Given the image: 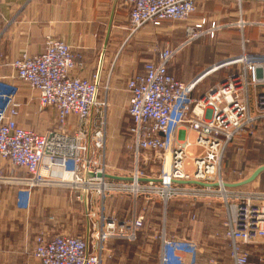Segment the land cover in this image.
<instances>
[{
	"label": "built area",
	"instance_id": "1",
	"mask_svg": "<svg viewBox=\"0 0 264 264\" xmlns=\"http://www.w3.org/2000/svg\"><path fill=\"white\" fill-rule=\"evenodd\" d=\"M119 1L129 12L131 34L147 25L187 22L183 43L158 49L156 58L145 63L144 72L126 82L132 120L129 148L137 164L141 159L146 161L143 156L147 153L163 160L158 182H142L141 186L138 172L132 185L104 177L109 174L106 148L110 80L104 86L99 78L71 76L76 62L70 46L48 37L38 55L22 54L12 67L16 79L38 94L40 111H55L58 128L45 133L20 128L19 88L0 80V157L23 174L0 178V185H15L19 207L28 209L37 189H69L79 192L80 199L83 192H88L104 200L109 194L130 191L137 196L140 189L147 188L149 193L163 192L167 205L173 197H208L214 189L179 185L174 183L176 180L218 183L229 213L225 238L230 242L233 264H264V192L229 190L222 177L230 144L243 132L264 124V54L244 49L206 67L188 82L179 81L169 73L170 63L194 40L214 37L221 29L216 21L206 18L190 22L199 5L210 0ZM228 1L235 2L241 13L247 2L264 4V0ZM246 25L240 21L241 28ZM225 69L235 72L201 89L203 81ZM196 92L199 98H195ZM74 119L78 126L70 129ZM143 227L141 215L124 220L101 215L92 224L89 241L79 236L41 234L32 256L41 264H104L109 241L135 242ZM200 256V248L192 240L171 238L165 233L161 237L159 264H201Z\"/></svg>",
	"mask_w": 264,
	"mask_h": 264
},
{
	"label": "crops",
	"instance_id": "2",
	"mask_svg": "<svg viewBox=\"0 0 264 264\" xmlns=\"http://www.w3.org/2000/svg\"><path fill=\"white\" fill-rule=\"evenodd\" d=\"M215 2H224L233 6L237 16L247 20L248 26L242 31L245 45L246 43H257L258 46L263 47L261 36L264 35V4L247 2L243 5L242 13L235 2L228 0H210L201 5L207 3L209 6H214ZM193 15L190 19L191 23L206 18L203 16L194 19ZM169 23L181 22L166 21L162 26ZM230 26H235V24ZM129 27V12L119 0H0V80L19 88L17 100L21 103V110L17 117L18 126L37 133H45L50 129L58 128L55 111L47 109L41 112L38 94L16 79L12 67L14 60L25 53L30 56L38 55L43 49L45 40L51 37L70 46L76 62V68L71 72V76L91 80L99 78L100 85H104L108 79L112 81L111 73L123 68L122 53L126 43L125 31ZM222 28L221 26L219 31ZM201 64L203 61L195 63V65ZM144 66L145 64L137 74L144 72ZM191 66V63L186 66L180 65L178 59V64L171 62L168 70L172 76L178 77L179 81L188 82L194 75L180 76L179 72ZM208 66L210 65L203 66L199 71L201 72ZM233 72L235 69L229 70V73ZM103 73L108 74L104 79L102 78ZM111 90L112 92L113 90H124L129 95L126 82L115 84V79H113ZM199 97L200 93L196 92L195 98ZM108 99L107 140L110 132L118 129L119 119L123 113L121 110L127 106L129 109V97L119 101V97L111 93ZM52 118L55 122L54 127L50 126ZM96 119L95 114L94 122ZM261 125L264 126V124ZM77 126L76 120H72L70 129H75ZM91 128L88 123V129L91 130ZM182 134L186 135L185 132ZM22 175L19 168L0 157V178H18ZM256 181L252 185L259 188L260 182L256 183ZM78 193L62 188L37 189L33 194L30 208L21 209L18 205L16 186L0 185V264H41L32 256L37 237L41 234L49 237L79 236L89 241L92 224L98 222L101 215L108 214L105 203L108 196L112 194L107 195V198L103 200L101 196L88 192H83L80 199ZM80 207H83L86 215V226L83 232L77 224V208ZM61 208L65 209L66 214L60 212ZM92 214H96V217H92ZM134 215L132 213L129 217ZM228 219L227 210L226 222ZM38 231L40 233L35 237L33 233ZM228 244L231 264H233L230 242Z\"/></svg>",
	"mask_w": 264,
	"mask_h": 264
},
{
	"label": "rangeland",
	"instance_id": "3",
	"mask_svg": "<svg viewBox=\"0 0 264 264\" xmlns=\"http://www.w3.org/2000/svg\"><path fill=\"white\" fill-rule=\"evenodd\" d=\"M233 8L224 2H215L214 6L206 3L198 8L197 13L193 15L194 19L204 16L209 22L216 21L223 28L216 32L214 37L207 35L194 40V43L192 42L174 59L173 64H178V59L182 66L192 64L187 70L186 68L181 69L180 76L194 75L195 77L203 66L238 55L244 49L251 53L264 54V35L261 36L263 47L258 46L257 43H246L245 45L240 21L246 24L248 22L244 18H239ZM179 22L181 23H169L156 28L147 25L134 34H131L130 26L125 31L126 43L122 53L123 68L119 69L121 72L115 70L111 73L112 81L115 79V84H125L129 78L141 70L145 63L156 58L158 49L175 48L181 42L183 43L186 39L187 22ZM231 24L235 26L229 27ZM202 61L203 64L195 65ZM196 72L198 73L195 74ZM228 74L227 69L218 72L203 81L200 85L201 89L205 90L224 79ZM106 76L108 74L103 73L102 78ZM112 81L109 83V94L117 95L119 101L125 97L128 98L129 95L124 90H113L112 92ZM121 111L123 113L119 119L118 129L110 132L107 140L108 173L120 177H135L138 172L140 178L159 179L163 170V160L154 153H147L143 156L146 161L141 159L139 164L136 163L134 154L129 148L132 123L128 114V106ZM50 124L54 127L53 118ZM261 165H264V126L256 125L251 130L240 134L227 148L222 165V177L228 183L239 182L248 178ZM260 179V177L257 179L260 182L259 188L253 187L252 184L243 188L247 190L255 188L264 192V176L261 181ZM132 183L130 182L131 185ZM143 183L140 182V185H144ZM162 195L163 192L149 193L145 188L140 189L137 196L130 191L124 195L112 194L106 197L105 204H107L108 214L105 216L124 220L141 215L144 217V227L135 242L109 241L106 245L104 264H159L161 237L164 233L171 238L189 239L196 242L201 251V264H210L212 261L216 264H231L229 241L225 239L227 205L220 189L214 188L208 197H173L167 205ZM60 210L66 214L64 208ZM77 213V224L83 232L86 226L83 207L77 208ZM132 213L135 215L129 217ZM39 233L38 231L33 234L36 237Z\"/></svg>",
	"mask_w": 264,
	"mask_h": 264
},
{
	"label": "water",
	"instance_id": "4",
	"mask_svg": "<svg viewBox=\"0 0 264 264\" xmlns=\"http://www.w3.org/2000/svg\"><path fill=\"white\" fill-rule=\"evenodd\" d=\"M263 173H264V165H261L248 178L241 180L239 182H234V183L225 182L224 187L229 188V189H238V188L248 186L254 183ZM99 177H103V176L99 175ZM104 177L110 180H115V181H123V182L134 181L133 177H120V176H115L111 174H106ZM139 181L140 182H148V181L158 182L157 179H145V178H141L139 179ZM174 183L179 184V185H196L200 187H211V188L219 187L218 183L207 184L204 182L194 181V180L192 181L176 180L174 181Z\"/></svg>",
	"mask_w": 264,
	"mask_h": 264
},
{
	"label": "trees",
	"instance_id": "5",
	"mask_svg": "<svg viewBox=\"0 0 264 264\" xmlns=\"http://www.w3.org/2000/svg\"><path fill=\"white\" fill-rule=\"evenodd\" d=\"M263 176H264V173L261 175V179H262Z\"/></svg>",
	"mask_w": 264,
	"mask_h": 264
},
{
	"label": "bare ground",
	"instance_id": "6",
	"mask_svg": "<svg viewBox=\"0 0 264 264\" xmlns=\"http://www.w3.org/2000/svg\"><path fill=\"white\" fill-rule=\"evenodd\" d=\"M136 189V188H135Z\"/></svg>",
	"mask_w": 264,
	"mask_h": 264
}]
</instances>
